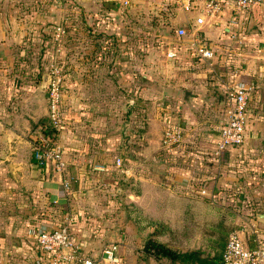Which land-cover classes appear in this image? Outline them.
<instances>
[{"label":"crops","instance_id":"0c3cea01","mask_svg":"<svg viewBox=\"0 0 264 264\" xmlns=\"http://www.w3.org/2000/svg\"><path fill=\"white\" fill-rule=\"evenodd\" d=\"M60 1L0 0V264H47L32 234L57 229L67 221L82 254L98 258L103 249L116 244V264H153L156 258L137 251V240L129 243L118 233L114 238L120 223L124 233L126 204L146 220L167 223L164 217L181 214L182 208L173 212L176 202L188 206L195 199H214L245 185L249 195L264 206V5L256 4L243 15L226 6L218 18L206 17L202 25H196L195 15L177 9L172 0ZM72 4L80 10L83 22L91 10L130 7L158 9L160 16L170 18L171 27L168 32L159 31L155 25L161 23L160 18L154 17L157 33L152 30L148 36L157 38L158 44L140 56L126 51L128 58L138 56L127 69L125 64L118 65L117 57L122 56L118 46L114 51L101 48L102 58L95 50L96 58L82 63L72 62L71 50L64 52L67 111L61 136L67 166L60 175L53 163L39 165L33 160L32 139L48 114L46 91L36 71L40 54L51 55L39 39L48 38L47 27L61 21L64 8ZM182 25L187 33L181 36L177 29ZM104 35L118 40V33L105 30ZM197 43L209 48L212 56L198 60ZM22 62L37 68L13 70ZM122 85L132 96L125 101L124 118L133 112L144 118L138 141L128 143L137 154L131 169L117 168L115 162L122 159L124 145L118 135L116 96V88ZM237 85L254 88L245 140L213 157L228 109L225 90ZM108 89L114 90L109 98ZM168 129L181 132L182 142L165 146L162 139ZM132 168L136 174L132 175ZM123 177L130 179L122 184ZM63 181L69 182L70 195ZM131 182L139 189L130 192L127 203L124 190ZM260 226L256 228L264 234V222Z\"/></svg>","mask_w":264,"mask_h":264},{"label":"rangeland","instance_id":"374dc122","mask_svg":"<svg viewBox=\"0 0 264 264\" xmlns=\"http://www.w3.org/2000/svg\"><path fill=\"white\" fill-rule=\"evenodd\" d=\"M65 1L66 0L60 1V3L65 4ZM72 5L69 7L66 6L64 8L65 12L63 13L61 21L53 22L48 27L46 25L47 29L49 30V36H47L48 38H46V40L43 38L39 39V42L41 44L44 42L45 48L51 49V55L48 57L45 56V54H43L45 51L40 54L41 56L38 70L34 69L35 71L37 70L36 73H38L39 70L41 71L38 82L39 84L42 82V75L46 73L50 75L49 81L43 88L46 91L47 109L49 84L54 78L55 80L59 79V108L63 127L67 111L65 99L67 92L66 82L68 79L66 66H64V62H66V60L63 54L67 49L69 51L71 50L73 53V57H71L73 58L72 62L82 63L84 59L88 61L89 59L93 60L96 58V55L93 53L95 50H99L96 51V53L101 52L102 49L104 51V48H112L111 51H114L115 46H118V53L119 51L122 52V56L117 57L118 65L121 63L125 64V68L127 69V67L132 65L131 62L133 60H136L140 54L144 53L145 49L149 48L154 43L158 44L156 42L157 38L150 39L148 36L152 30L157 33L155 26H158L157 29L163 33L168 32L171 27L170 18L166 17V19H164L162 16H160L161 11L158 9L155 11L153 10L154 12H150V9L146 8L135 9L127 7L128 10L125 8H117L116 10L98 8L89 11L88 21L86 20L83 22L79 19L80 10H78L75 4ZM66 9L68 10L66 11ZM71 10L76 13L75 16H71ZM174 14H176V12ZM170 16L172 15L170 14ZM154 17L160 18L161 23L159 25L154 26ZM95 18H101V21H95ZM30 29L33 32L38 33V31L34 30V28ZM105 30L108 31V33H118V40L106 38L104 35ZM143 32L144 34H140ZM129 33L130 35L128 36ZM151 36L154 35L151 34ZM36 38L38 39L39 36ZM13 41L14 43H17L15 42L17 40ZM130 50L135 51L138 56L134 55L132 58H128L126 51ZM88 53L89 57L85 58ZM98 56L102 58L100 53ZM107 59L109 58L107 57ZM119 60L122 61L119 62ZM33 66V63L30 64L22 62L15 64L13 70L16 68L18 72V70L27 68L30 71V69L37 68ZM40 67L42 69H40ZM53 68L56 70L57 77L52 74ZM10 72L13 74L12 72L14 71L11 70ZM85 74H88L87 76L91 77L95 75L92 72H86ZM11 81L15 83L17 79L12 77ZM116 93V96H118V135L121 137V141L124 143V145L121 147L123 154L121 168L131 169L132 157H136L137 154L131 151L132 147L130 144H132L131 142L134 140L135 142L138 141L137 137L140 134L139 131L142 130L141 123L143 122L144 118H142L141 114L135 112H133L129 117L124 118L123 113L126 109L125 101H129L132 96L130 95L131 93L128 91V89L123 85L120 88L118 87V89L116 88ZM113 95L114 90L108 89L106 96L109 98ZM134 121H140V123L137 124ZM125 123L127 125L123 127ZM44 125H49L48 114ZM61 132L58 137L61 144L63 145ZM125 142L127 143L125 144ZM134 172L136 174V170L132 168V175ZM118 174H120L119 171ZM129 179L130 177H123V179L121 178V181H124L122 184L127 183ZM128 184L129 185L124 190L123 198L127 201V203L130 201L128 198L130 192H136V190L139 189V185L134 182ZM242 184H244V182ZM244 186L245 185H242L240 190L235 192H233L234 190H230L221 193L220 195H216L214 199H195L188 206L176 202V204H174L173 212L182 208L181 214L174 213L171 216L164 217L166 218L167 223L162 221L150 223V221L148 222V220H146L148 217L145 218L142 216L138 209L135 207H129L130 204H126L128 207L126 206L124 210L122 209V215H124V236L121 233L122 228H119V226L122 225V223H120L118 224V230L116 228L114 229V238L118 235H122L121 239L126 240L129 243L135 242L137 240L139 246L137 251L140 253V255H145V253H143L144 240H146L149 236L155 235L156 238H158L160 241H164L165 244L172 247L173 249L180 252H194L196 256L194 260L185 263L172 262L166 259H155L153 264H214L221 254L229 232L236 230L244 239H249L252 237L251 235L253 233L254 226L255 228L261 227L260 225L262 222L256 219L255 214L258 212H263V203H260V201L256 199L254 195H249V188ZM225 190L226 189H224V191ZM151 218L159 217L151 216ZM161 218L162 217H160V219ZM93 223L96 224L97 222L93 221ZM150 229H152V231ZM117 233L118 235H116ZM140 257L142 258V256ZM143 260L146 262L145 259Z\"/></svg>","mask_w":264,"mask_h":264},{"label":"built area","instance_id":"2783aa9c","mask_svg":"<svg viewBox=\"0 0 264 264\" xmlns=\"http://www.w3.org/2000/svg\"><path fill=\"white\" fill-rule=\"evenodd\" d=\"M177 9L195 15L194 23L202 25L205 18L216 19L226 6H232L237 15L245 14L254 5H264V0H172ZM178 35L187 33L186 26L177 29ZM173 55V53H170ZM212 51L205 45H195V57L198 60L209 58ZM52 74L57 77L55 68ZM59 79L49 84L48 118L49 125L42 126L40 132L32 139V152L39 165L53 163L56 173L63 175L67 162L64 148L59 140L63 129L59 108ZM226 99L228 109L225 120L218 133L213 149V157H218L228 148L239 147L244 143L248 125V106L254 88L250 85L227 86ZM51 130V131H49ZM183 140V135L176 129H168L163 135L165 146H176ZM117 168L121 167L122 159H116ZM103 169V168H102ZM120 170V169H119ZM122 170V169H121ZM125 172V170H122ZM66 195L71 194L68 181H63ZM205 194V191H201ZM71 221L65 222L57 229H39L33 232L32 238L37 248L46 255L47 264H63L65 261L78 260L81 264H116L119 261L117 245L103 249L98 258L81 253L75 235L71 231ZM252 237L244 239L238 231L227 235L225 246L218 264H264V234L254 227Z\"/></svg>","mask_w":264,"mask_h":264},{"label":"trees","instance_id":"16d2710c","mask_svg":"<svg viewBox=\"0 0 264 264\" xmlns=\"http://www.w3.org/2000/svg\"><path fill=\"white\" fill-rule=\"evenodd\" d=\"M99 20H101V18H99V19L95 18V21H99ZM40 75H41V71L39 70L38 76H40ZM33 160L36 161L34 158H33ZM262 211H264V210H262ZM148 222H149V220H148ZM152 222L153 221H150V223H152ZM224 246H225V244H224ZM222 251H223V249H222ZM222 251H221V253H222ZM143 252L145 254L152 255L154 258H156L158 260L166 259V260H169L172 262L185 263V262L192 261V260H194V258H196L194 252L177 251V250L173 249L172 247L168 246L167 244H165L163 241H160L158 238L155 237V235L149 236L146 240H144ZM220 257H221V254H220L219 258ZM219 258H218V260H219ZM218 260H216L214 264H218Z\"/></svg>","mask_w":264,"mask_h":264},{"label":"water","instance_id":"95a60500","mask_svg":"<svg viewBox=\"0 0 264 264\" xmlns=\"http://www.w3.org/2000/svg\"><path fill=\"white\" fill-rule=\"evenodd\" d=\"M49 79H50V75L48 73L43 75L41 88H44L46 86V83L49 81ZM255 217H256L257 220H259L261 222H264V211L256 213Z\"/></svg>","mask_w":264,"mask_h":264}]
</instances>
